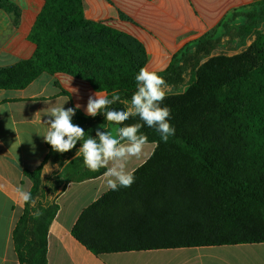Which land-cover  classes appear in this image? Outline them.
Instances as JSON below:
<instances>
[{
  "label": "trees",
  "instance_id": "trees-1",
  "mask_svg": "<svg viewBox=\"0 0 264 264\" xmlns=\"http://www.w3.org/2000/svg\"><path fill=\"white\" fill-rule=\"evenodd\" d=\"M0 7L17 11L8 0ZM249 8L255 9L224 39L197 40L158 73L175 135L164 143L144 125L141 132L157 147L134 171V183L108 191L81 213L72 235L94 255L264 243V1ZM30 40L36 46L30 60L0 67V90H24L43 74H66L109 98L118 92L130 100L147 62L136 39L86 19L83 0H45ZM72 122L84 129V139L95 138L98 128L123 126L103 113L90 117L78 110ZM134 123L143 121L125 122ZM46 146V161L26 172L31 201L13 232L20 264H48L59 197L71 183L105 171L71 170L82 158H76L82 141L63 154ZM45 164L50 172L43 173Z\"/></svg>",
  "mask_w": 264,
  "mask_h": 264
},
{
  "label": "crops",
  "instance_id": "crops-1",
  "mask_svg": "<svg viewBox=\"0 0 264 264\" xmlns=\"http://www.w3.org/2000/svg\"><path fill=\"white\" fill-rule=\"evenodd\" d=\"M8 1L17 11L0 7L1 68L34 56L30 35L45 5V0ZM262 1L83 0L86 19L140 42L147 54L145 67L157 73L166 71L173 58L197 40L215 35L224 24L230 28L241 23L240 11ZM96 92L90 83L66 74H43L24 90H0V264H20L13 232L25 202L18 189L30 193L32 182L26 172L39 169L48 157L46 143L37 134L46 131L50 119L46 111L79 104L77 110L86 115L88 98ZM156 147L147 143L144 155L131 159L128 168L137 170ZM108 191L102 176L68 186L57 201L60 209L50 226L48 264H264V243L96 256L73 237L72 230L81 213Z\"/></svg>",
  "mask_w": 264,
  "mask_h": 264
},
{
  "label": "clouds",
  "instance_id": "clouds-1",
  "mask_svg": "<svg viewBox=\"0 0 264 264\" xmlns=\"http://www.w3.org/2000/svg\"><path fill=\"white\" fill-rule=\"evenodd\" d=\"M135 81L136 90L130 100L122 99L118 92H113L109 98L99 91L88 98L85 108L87 116L95 117L103 113L109 123L123 125L116 128L115 135L98 128L95 138L89 136L84 139V129L72 122L76 110L81 107L79 104L67 109L64 104L48 109L45 114L50 119L45 123L46 131L43 134L37 133L54 152L61 154L74 149L77 142L82 141V146L76 151V158L82 157L84 165L91 171L105 169L102 174L105 190L117 191L134 183L135 170H130L128 164L131 159H140L144 155V147L148 143L147 135L141 132L144 125L154 128L164 143L175 135V128L170 123L171 109L163 106L166 98L164 79L156 71L142 67L135 76ZM72 92L78 93V89L72 88ZM117 102L123 107L119 110L111 109L110 106ZM134 117H139L143 124H125ZM42 171L50 172L51 165L45 164ZM18 191L24 202L31 201L29 192Z\"/></svg>",
  "mask_w": 264,
  "mask_h": 264
},
{
  "label": "rangeland",
  "instance_id": "rangeland-1",
  "mask_svg": "<svg viewBox=\"0 0 264 264\" xmlns=\"http://www.w3.org/2000/svg\"><path fill=\"white\" fill-rule=\"evenodd\" d=\"M253 9H255V8H253ZM253 9L251 10L249 7H247L246 9L240 11V13H239L240 16H239L238 20L240 19V20H242V22H243V21L245 20V14H247V13L253 11ZM256 10H257V9H256ZM240 24H242V23H240ZM237 25H238V24L234 25V23H233L232 26H231L230 28H232V27H236ZM230 28H228V25H227L226 28H221V29H219L218 32L215 34V37H216V38H222V37H223L222 39H224V38L226 37V36H224V35H226V34L228 33L227 30H229ZM116 128H118V127L111 126L110 129H109V131L112 132L113 135H115V134H116V132H115ZM82 166H84L83 158H81V160H80L79 162H77V164H75V165L71 168V170L73 171V170H75V169H77V168H79V167H82Z\"/></svg>",
  "mask_w": 264,
  "mask_h": 264
},
{
  "label": "water",
  "instance_id": "water-1",
  "mask_svg": "<svg viewBox=\"0 0 264 264\" xmlns=\"http://www.w3.org/2000/svg\"><path fill=\"white\" fill-rule=\"evenodd\" d=\"M250 45H251V42H249V43L247 44V47H246V48H248ZM72 160H73V159H72Z\"/></svg>",
  "mask_w": 264,
  "mask_h": 264
}]
</instances>
